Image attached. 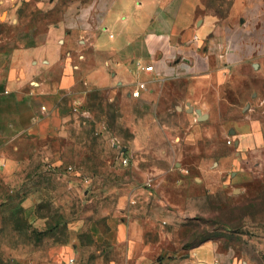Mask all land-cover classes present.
<instances>
[{
	"label": "rangeland",
	"instance_id": "obj_1",
	"mask_svg": "<svg viewBox=\"0 0 264 264\" xmlns=\"http://www.w3.org/2000/svg\"><path fill=\"white\" fill-rule=\"evenodd\" d=\"M71 1L0 0V49L41 41ZM205 1L210 13L224 16L237 0ZM254 3L264 12V0ZM262 22L255 29L264 41V13ZM218 38L209 42L214 56ZM261 75L247 72L235 91L246 107L240 123L249 140L241 149L220 123L200 125L202 137L188 141L186 117L122 90L64 99L67 117L52 135L23 142L19 165L0 172V264H171L204 240L244 264H264ZM207 130L219 134L206 138ZM224 161L228 171L212 173Z\"/></svg>",
	"mask_w": 264,
	"mask_h": 264
},
{
	"label": "crops",
	"instance_id": "obj_2",
	"mask_svg": "<svg viewBox=\"0 0 264 264\" xmlns=\"http://www.w3.org/2000/svg\"><path fill=\"white\" fill-rule=\"evenodd\" d=\"M254 4L237 0L219 16L209 12L204 0L68 2L63 18L47 25L41 41L0 49V172L19 165L17 157L26 152L23 142L52 135L67 117L61 113L64 99L84 101L92 89L108 90L112 96L122 90L135 99L130 93L139 81L147 82L140 98L191 123L188 141L202 137L200 125L220 123L230 126V144L243 148L249 138L240 123L246 107L235 101L240 98L235 91L247 72L262 76L264 71V41L255 29L263 24L264 12ZM13 23L17 28L16 19ZM251 30L256 37L247 34ZM216 34L221 52L214 56L209 42ZM148 64L154 68L150 73L143 69ZM198 109L206 115L204 121ZM218 134L204 131L206 138ZM36 150L34 145L28 151ZM227 163H218L212 173L224 175ZM171 264L244 262L219 252L210 240Z\"/></svg>",
	"mask_w": 264,
	"mask_h": 264
},
{
	"label": "built area",
	"instance_id": "obj_3",
	"mask_svg": "<svg viewBox=\"0 0 264 264\" xmlns=\"http://www.w3.org/2000/svg\"><path fill=\"white\" fill-rule=\"evenodd\" d=\"M146 72L150 73L153 71V65L148 64L143 68ZM147 89V82L146 81H139L137 82V85L135 89L131 92V96L138 98L142 95V92ZM125 163H127V159L124 160ZM0 165H2V161L0 159ZM70 262H74V258H70Z\"/></svg>",
	"mask_w": 264,
	"mask_h": 264
},
{
	"label": "water",
	"instance_id": "obj_4",
	"mask_svg": "<svg viewBox=\"0 0 264 264\" xmlns=\"http://www.w3.org/2000/svg\"><path fill=\"white\" fill-rule=\"evenodd\" d=\"M197 113L199 114V120H205L206 115L201 110L198 109Z\"/></svg>",
	"mask_w": 264,
	"mask_h": 264
},
{
	"label": "trees",
	"instance_id": "obj_5",
	"mask_svg": "<svg viewBox=\"0 0 264 264\" xmlns=\"http://www.w3.org/2000/svg\"><path fill=\"white\" fill-rule=\"evenodd\" d=\"M206 241H208V240H204L202 243H204ZM202 243H200V244H202ZM200 244H196L195 246H193V248L199 246Z\"/></svg>",
	"mask_w": 264,
	"mask_h": 264
}]
</instances>
